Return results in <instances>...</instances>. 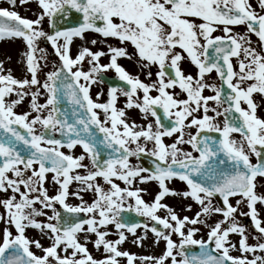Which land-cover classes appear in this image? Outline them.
Listing matches in <instances>:
<instances>
[{
  "label": "snow or ice",
  "instance_id": "snow-or-ice-1",
  "mask_svg": "<svg viewBox=\"0 0 264 264\" xmlns=\"http://www.w3.org/2000/svg\"><path fill=\"white\" fill-rule=\"evenodd\" d=\"M29 2L0 6V41L20 39L26 49L23 78L0 60V192L6 194L0 199V264H120L118 258L127 264H264V218L258 210L264 207V192L258 191L264 188V118L256 100L264 101V0L256 6L251 0H36L35 19L15 10ZM74 12L80 22L61 27ZM218 31L222 35H214ZM86 33L101 37L106 50L89 47L98 40ZM74 38L82 42L75 55ZM41 39L59 61L42 79L40 61L47 57L38 46ZM102 57L108 62L101 63ZM121 58L133 60L148 82L126 70ZM185 61L195 75L182 67ZM109 70L115 81L103 75ZM213 72L219 85L208 80ZM106 79L107 99L98 102L104 90L94 100L91 89ZM206 89L212 94L205 95ZM119 96L123 107H117ZM26 97L30 110L16 111ZM65 98L71 120L60 107ZM129 109L138 110L145 123L130 120ZM77 146L83 152L71 154ZM145 155L150 167L131 163ZM49 174L54 194L46 187ZM74 181L80 188L70 192ZM175 181L183 187L171 186ZM149 183L157 186L150 202L142 196L147 189L138 186ZM81 192L93 193L91 203ZM70 195L81 203L69 204ZM166 197L191 201L185 209L192 211L194 203L198 210L181 217L162 202ZM214 198L222 203L214 206ZM129 211L144 219H126ZM238 217L250 218L256 243L248 242L250 233ZM109 225L115 240L107 238ZM197 225L207 228L206 239L195 238ZM29 228L49 244L30 239ZM138 228L143 235H136ZM126 232L141 246L151 233L154 244L164 242L162 254L137 257L121 250ZM89 243L105 255L95 258ZM190 246L199 252L190 253ZM233 249L242 255H232Z\"/></svg>",
  "mask_w": 264,
  "mask_h": 264
},
{
  "label": "flooded vegetation",
  "instance_id": "flooded-vegetation-1",
  "mask_svg": "<svg viewBox=\"0 0 264 264\" xmlns=\"http://www.w3.org/2000/svg\"><path fill=\"white\" fill-rule=\"evenodd\" d=\"M251 2L253 3L254 6L257 5V0H251ZM235 30L238 31V32H241V33H243L245 31V29H244L243 26H236V29ZM214 35H222V33L218 31V32L214 33ZM86 36L89 39H97L98 40L97 45H95V46L88 45L89 47H92L94 51L97 50L98 48H103V49L106 50V46L103 43H100L99 42L100 40H102V38L99 37L97 34H95V33H86ZM75 40H76V38H74L73 42H75ZM252 41H253V44L255 46L256 43H257V38L254 35L252 36ZM109 43L118 44V41H114V40H111L110 39L109 40ZM38 45H40L41 48L45 49V52H46V49L49 50L50 54H48V57H50V58L53 57L52 58V61H51L52 62V66L54 64H58L59 63V61H57V59H54L55 58L54 50L52 49L51 45L47 41L41 39V41L38 42ZM128 50H129V52H131L132 51V48L129 47ZM72 53H73V51H72ZM75 54H76V51L73 53V55H75ZM107 62H108L107 57H102L101 58V63H107ZM118 62L120 64H122L126 68V70H128L130 73H132V74H140V78L142 80H145V82H148L147 77L140 71L139 67L136 65V63L133 60H127V59L121 58ZM233 63L235 64V58H233ZM84 67H85V69H87V64L86 63L84 65ZM182 67H184V69H185L186 72H191L193 75H195V68L193 66H191L187 61H185V62L182 63ZM152 71L153 72L156 71L155 67H153ZM103 75L106 78L112 79L113 81H115V73H114V71L109 70L108 72L104 73ZM108 79H106L105 80V83H103V84L93 85V87L91 89V95H92V97H93L94 100L96 99V93L98 91H100L101 89H103L104 90V95L100 96L98 102H104V101H106V99H107V89H108V86H109ZM208 80H209V82L216 83L217 85H219V83H220L218 77L216 76V74L214 72L208 76ZM176 91H179V89H177ZM209 94H212L211 91L208 90V89H206L205 90V95H209ZM182 98H183V94H182ZM124 100H125V98L123 96H119V98L117 100V107H123ZM256 100L260 103V107L258 108V115L261 116V118H264V101H261L259 96L256 97ZM127 112H128V117H129L130 120H135L137 124H143V123H145V121L141 118V114L138 112V110L129 109V110H127ZM33 115H35V113H33ZM209 115H214V114L213 113H209ZM101 119H103V114L102 113H101ZM218 119H220V118H218ZM185 132L186 133L187 132L195 133V129L194 128H186L185 129ZM54 135L57 138L58 133H55ZM208 135L218 136L219 134H217V133H208ZM234 135H237V138H238V134H234ZM172 139L173 138L166 137L165 138V142L166 143H171L172 142ZM185 139H187V136H185ZM148 147L150 148L151 145L149 144ZM182 147H184L185 150H191L190 149V146H188V145H183ZM62 150L65 151V152H68L69 151L67 148H64ZM79 150L83 152V149L80 146H77L76 148H74V149L71 150V154H72L73 151H79ZM194 155H196V153H194ZM130 159H131V163L132 164H134V165H140V166L144 167V165L142 163V158L137 159L135 157H132ZM253 162H255L254 158H253ZM85 163H87V161H85ZM77 171H80L81 173H83L85 170L84 169H79ZM99 182L105 188L108 187L106 184H104V182H103L102 179H100ZM116 183H119L121 185V187H125V185H124V183L122 181L117 180ZM175 183H178V184H181L182 185V183L179 182V181H175ZM142 185H147V184H142ZM46 187L49 188V193L50 194H54L55 186L51 183V174H49V181L46 183ZM77 187H80V185L77 184L74 181L70 185L69 191L70 192H75V191H77ZM258 191L264 192V188H259V186H258ZM1 194H2V192H0V195ZM81 195L83 196V198H84L85 201H87L88 203H91V201L93 199V193L92 192H81ZM5 196H6V194L4 193L3 197H5ZM170 198H172V197H166L165 200L170 199ZM0 199H2V197ZM67 202L69 204H73V205H76V204L81 203V201L77 197L71 196V195L68 197ZM232 202H233V204L235 203L234 200ZM212 203H213L214 206L221 204L217 200V198H214L213 201H212ZM57 207L63 212V209L59 205H57ZM197 210H198V206L193 203V210H192L191 216H193L194 213H195V211H197ZM258 210H260V212H261V218H264V207L258 205ZM48 211H49V214H51V210H48ZM123 215L125 216L126 219H128V218H131L132 219V218L135 217V216H131V213H128V212L124 213ZM216 218L219 219L221 217H219L218 215L215 216V217H211V218H209V222L214 221ZM39 219H43V218L41 217ZM143 219H144L143 217H140L138 215V220L139 221H142ZM238 219L246 227L247 231L250 233L248 242L250 244L256 243L257 241L254 239V237L257 236L258 233H256L254 231L253 226H252V224L250 222V218H248V217H246V218H244V217H238ZM109 226L112 227L113 225H109ZM201 226L202 225H197V227H201ZM202 227H203V229H205L204 230V233L205 234L202 235L201 234V230H200V232H198L196 234V237L195 238H197V239H200V238L206 239L207 238L206 237L207 228L204 227V226H202ZM29 229L35 230L37 232L36 233L37 234L36 237L33 236V235H31L33 239H40V237H39L40 233L36 229H32V228H29ZM238 239H239V237L236 236L235 234H233L231 236V240H232L233 243H237L238 242ZM193 247H194L193 248L194 253H198L199 252V247L198 246H193ZM231 254L234 255V256L242 255V253H240L237 249H233L232 252H231Z\"/></svg>",
  "mask_w": 264,
  "mask_h": 264
},
{
  "label": "rangeland",
  "instance_id": "rangeland-1",
  "mask_svg": "<svg viewBox=\"0 0 264 264\" xmlns=\"http://www.w3.org/2000/svg\"><path fill=\"white\" fill-rule=\"evenodd\" d=\"M0 6H4V7H9L7 0H0ZM15 10L19 11L20 14L22 16L28 17V18H32L35 19L36 18V13H38L39 8L38 5L36 3V0H30L29 4L23 7H17ZM42 27L44 28L45 31L49 30V25L47 22V19H45V22L43 23ZM81 41L76 38L75 42H73L72 45V51L73 53L76 51L77 49L81 46ZM40 48L41 46L38 45ZM25 49V45L24 42L20 39H15V40H5V41H0V60H4L5 61V69H11L12 70V74L14 76H16L17 78H23L26 75L25 72V67L23 64V61L21 59V53L24 52ZM46 60H41L40 63L43 66L41 72L39 73V77L42 79L44 77V75L52 70V58L48 57V54H50L49 50L46 49ZM6 55L11 57V60H7L6 59ZM37 55L39 56L40 53H37ZM54 59L58 58L55 56ZM43 91V90H42ZM29 100L30 97H26L25 101L19 105L16 109V111L18 112H23V111H29ZM45 101V97L41 96L39 97V102L40 103H44ZM82 153V151H73L72 154L73 155H80ZM141 188H145L147 189L146 192L142 193V196L146 199V201H151L154 198V195L157 191V186L154 183H149L147 185H138ZM173 187H177V188H181L183 187V184H178L173 182V185H171ZM56 187V186H55ZM80 187H77V191L79 190ZM4 193H2L0 195V198L3 197ZM163 203L168 204L169 206L173 207L175 209V211L177 212L178 215H180L181 217L184 215H188L191 216L192 211H187L184 207V205L186 203H191V201H184L181 202L178 198L172 197L170 199H167L164 201H162ZM3 208H0V212H3ZM160 215H164L163 210H161V212L159 213ZM246 218V217H244ZM217 219V218H216ZM0 227H2V225H0ZM108 229L110 231V235L107 237L108 239L111 240H115L118 238L117 234H116V229L114 228V226H108ZM201 229V234L204 235V230L203 227H200ZM37 232L35 230H31V229H27L26 230V234L29 236L30 239H33L31 235L36 237ZM249 233V232H248ZM125 235L127 236V239L124 241L123 244H121L119 247L121 250L124 251H128L132 254H135L137 257H143V256H159L162 254L164 248H165V244L163 241H161L159 244H154L152 242L151 236L152 234L149 233V239L145 240L143 242V245H138L136 243H133V240L135 239V236H133L130 233H125ZM136 235H143V229L142 228H138L137 229V233ZM40 239H41V243H43L45 246H47L49 244L48 240L46 237H41V235H39ZM173 239L179 241V237L173 235ZM43 240V241H42ZM88 248L90 250V252L92 253V255L97 258L100 259L102 258L105 253H103V249L101 248L100 250H96L93 245L91 243L88 244ZM33 251H38L37 254H42L39 252V250L37 249H33ZM120 259V264H127V260L126 258H118ZM177 259H179V257H177ZM134 264H141L140 260H136L134 261Z\"/></svg>",
  "mask_w": 264,
  "mask_h": 264
},
{
  "label": "water",
  "instance_id": "water-1",
  "mask_svg": "<svg viewBox=\"0 0 264 264\" xmlns=\"http://www.w3.org/2000/svg\"><path fill=\"white\" fill-rule=\"evenodd\" d=\"M79 22H80V14L74 12L72 14V16L68 20L64 21L60 26L61 27H73V26H76ZM60 107L62 108V110L67 112V114L69 116V119L71 120V118H72L71 117V108H72V106L68 103L66 98L61 101ZM98 135H102V134L98 133ZM57 138H62L59 133L57 135ZM103 155L106 158L107 157V152L106 151L103 152ZM141 158H142V163H143L144 167H150L151 166V158H149L146 155L142 156ZM219 202L222 203L221 200H219ZM133 215H134V213L131 216H133ZM132 220H134L136 222H139L138 217H134V218H132ZM193 248H194L193 246L189 247L188 250H189L190 253H194Z\"/></svg>",
  "mask_w": 264,
  "mask_h": 264
}]
</instances>
